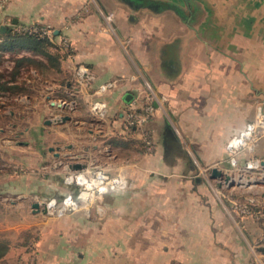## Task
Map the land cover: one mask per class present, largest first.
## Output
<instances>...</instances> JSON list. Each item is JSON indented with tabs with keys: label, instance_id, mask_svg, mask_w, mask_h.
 Here are the masks:
<instances>
[{
	"label": "crops",
	"instance_id": "obj_1",
	"mask_svg": "<svg viewBox=\"0 0 264 264\" xmlns=\"http://www.w3.org/2000/svg\"><path fill=\"white\" fill-rule=\"evenodd\" d=\"M29 24L54 32L42 51L8 42ZM79 64L96 74L81 90ZM0 81L20 87L2 92L1 115L23 118L30 126L16 133L34 136L19 142V167L0 175V207L25 214L30 202L29 219L6 229L37 235L35 264H264L262 216L232 210L218 178L192 173L189 154L224 170L229 140L264 111V0H0ZM148 97L155 115L126 131V111ZM94 99L107 102L103 116ZM250 160L261 162V183L264 137L239 153L238 170L249 174ZM75 164H105L130 185L42 218L38 200L77 193L64 180ZM254 201L264 212V192ZM9 241L0 264H31L28 239Z\"/></svg>",
	"mask_w": 264,
	"mask_h": 264
},
{
	"label": "built area",
	"instance_id": "obj_2",
	"mask_svg": "<svg viewBox=\"0 0 264 264\" xmlns=\"http://www.w3.org/2000/svg\"><path fill=\"white\" fill-rule=\"evenodd\" d=\"M113 14L110 13L108 18L111 20ZM13 31L19 33L36 34L41 37L48 36L53 37L54 32L48 26H42L39 24H29V25H18L13 28ZM62 44L65 48L69 47V41L67 38L62 40ZM75 80L79 86V89H86L92 86L96 80V74L94 71L85 64H79L75 71ZM118 84L117 80H111L102 83L95 89L94 94L102 96L109 90L115 88ZM91 109L101 116H103L107 111V102L103 99H94L91 101ZM156 113V107L153 104L152 98L148 97L146 103L140 109L136 107H130L126 111V116L124 120V128L126 131H132L134 128H141L144 126ZM264 137V111L260 109L256 118L249 122L244 130L232 137L228 142V149L230 152V162L235 167L238 164V155L243 150H251L257 144V142ZM146 146L150 150L154 148L151 136L149 133L145 135ZM261 165L260 160H250L247 163L248 169L257 168ZM217 167V166H215ZM86 176V183L81 182L80 177ZM64 180L67 184H76L80 187L77 194L72 192L67 193L62 198H50L38 205L37 211H44L51 215H58L62 217L69 213L78 212L83 204L93 202L94 200L100 198L104 194L108 193L110 190L115 189H125L129 187L128 179L120 174L109 176L102 169H94L90 172H85L84 170H74L65 175ZM222 180L219 179V184ZM222 183H225L224 181ZM228 186V184H226ZM229 187V186H228ZM233 202L235 206V211L238 213L261 215L262 225L264 227V212H261L254 201V198L245 196L239 203ZM240 211H238L237 209Z\"/></svg>",
	"mask_w": 264,
	"mask_h": 264
},
{
	"label": "rangeland",
	"instance_id": "obj_3",
	"mask_svg": "<svg viewBox=\"0 0 264 264\" xmlns=\"http://www.w3.org/2000/svg\"><path fill=\"white\" fill-rule=\"evenodd\" d=\"M26 126L29 127L30 124L26 123V121L23 120V118H15V120L12 121L9 118H5L3 115H1V112H0V128L1 127L6 128L4 132H1V129H0V175H2V174L8 175V173L12 172L14 169H17L19 167V165H17L18 164L17 162L22 157V154L26 153V151L20 150L19 142L27 141V140L32 141L33 137H34L32 134L20 135V134L16 133V130H24V128ZM16 128H18V129H16ZM147 133H149L151 136L154 148L152 150H150L148 148V146H146V147H147L148 151L154 153L155 142H154L153 134L150 131L144 132L143 141L145 142V135ZM145 144H146V142H145ZM199 153L202 155V157H199L200 156ZM189 154H190L191 158L196 162V164H194V166H193L192 173L194 175H206V176H208L211 173L212 166H214V163H212V160L210 161L207 159L208 157H206V152H203V151L197 152L195 150H190ZM203 157H204V159H202ZM106 167L107 166L104 164L102 167H99V169H102L107 175L112 176L113 173L110 172V170H108ZM223 169H224L223 171L227 174H230L232 179H234L236 182H240V180H245L248 182L247 185H245V183H243V181H242L241 185L236 184V185L228 187L226 185V183H222L224 181L222 179V182L220 183V189L222 191L225 190L228 193L227 199H228L229 204L231 205L230 207L232 210L235 209L236 205L231 201H235V202L239 203V201H242L245 198L246 194H248L249 197H251V198H256V196H258L259 194L264 192V183L263 182L260 183L257 181V180H260L262 177L258 178V177H256L255 174H253V172H255L256 169H248L249 174H247L248 172H240L238 170L239 169L238 164L236 167L234 165H232V163L230 162V158H229L228 164L223 165ZM120 175L124 176L125 174L121 173ZM254 181H257V182H254ZM73 185H75L76 189L79 191L80 187L76 184H73ZM78 191H77V193H78ZM65 195H63V196H65ZM54 197H56V196H50L49 198H45V200H43V199H41L40 201L38 200V202L43 203V202L47 201L48 199L54 198ZM62 197H56V198H62ZM37 204L39 205V203H37ZM29 205H30V202L28 201L27 205L24 208L25 214H23V211L21 209H16L14 207H7L6 209L0 207V230H6L5 233H0V238H7L8 240L9 239L18 240V242H20V243L26 242L28 239V241H27V243H28L27 252L31 253L29 263L32 264V262H33L35 264V261L37 260V253H36L37 252V246L35 243L37 240L36 239L37 235L36 234L30 235L26 231L17 232L11 228L6 229V226L7 227L8 226H10V227L15 226L18 223L20 224L21 221H23L25 218L29 219V217L32 213ZM32 207H33L32 210L35 209L34 204L32 205ZM37 214H40L42 216V218H49V219L60 218L56 214L51 215V214L46 213L44 211L43 212L39 211V213H37Z\"/></svg>",
	"mask_w": 264,
	"mask_h": 264
},
{
	"label": "trees",
	"instance_id": "obj_4",
	"mask_svg": "<svg viewBox=\"0 0 264 264\" xmlns=\"http://www.w3.org/2000/svg\"><path fill=\"white\" fill-rule=\"evenodd\" d=\"M8 42L11 45L21 46L25 48H30L36 51H42L44 46L51 44V37L44 36L41 37L36 34L19 33L11 30ZM56 38V36H54ZM64 47V46H63ZM9 91L12 94L18 93L20 87L17 85H8L6 82L2 83L0 81V95L2 92ZM10 248V241L7 238H0V258H2Z\"/></svg>",
	"mask_w": 264,
	"mask_h": 264
},
{
	"label": "water",
	"instance_id": "obj_5",
	"mask_svg": "<svg viewBox=\"0 0 264 264\" xmlns=\"http://www.w3.org/2000/svg\"><path fill=\"white\" fill-rule=\"evenodd\" d=\"M130 97H132L131 95L128 96V99H130ZM264 165V161L262 163ZM72 168H74L75 170H83L84 166L81 164H75L72 166ZM211 177L212 178H218L220 180H224V182L226 184H228V186H233V185H241V182H236L234 179H232L230 174L225 173L222 169L218 168V167H214L211 170ZM262 182H264V176H263V180ZM248 183H246L245 185H247ZM38 205H36L37 207Z\"/></svg>",
	"mask_w": 264,
	"mask_h": 264
},
{
	"label": "bare ground",
	"instance_id": "obj_6",
	"mask_svg": "<svg viewBox=\"0 0 264 264\" xmlns=\"http://www.w3.org/2000/svg\"><path fill=\"white\" fill-rule=\"evenodd\" d=\"M71 171H72V170H71ZM85 178H86L85 175H84V176H81V177H80L81 182L86 183ZM242 181H243V183H245V184L248 183V182L245 181V180H240L241 183H242Z\"/></svg>",
	"mask_w": 264,
	"mask_h": 264
}]
</instances>
